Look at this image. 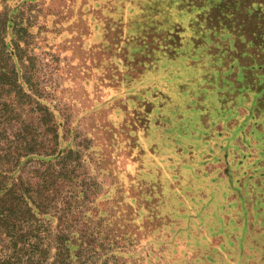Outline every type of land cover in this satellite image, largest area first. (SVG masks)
Returning a JSON list of instances; mask_svg holds the SVG:
<instances>
[{
    "label": "rangeland",
    "instance_id": "rangeland-1",
    "mask_svg": "<svg viewBox=\"0 0 264 264\" xmlns=\"http://www.w3.org/2000/svg\"><path fill=\"white\" fill-rule=\"evenodd\" d=\"M8 4L35 97H9L0 147L28 124L63 152L33 263L264 264L263 101L235 111L264 83V0Z\"/></svg>",
    "mask_w": 264,
    "mask_h": 264
},
{
    "label": "trees",
    "instance_id": "trees-1",
    "mask_svg": "<svg viewBox=\"0 0 264 264\" xmlns=\"http://www.w3.org/2000/svg\"><path fill=\"white\" fill-rule=\"evenodd\" d=\"M8 1L0 2V138L5 137L4 123L13 118V100L29 103L35 97L25 92L30 86L28 24L19 15L21 4L13 6ZM12 95L13 100L9 98ZM44 115L47 122L49 115ZM14 136L0 147V264H23L24 260L34 264L32 256L41 252V239L30 222L38 221L39 212L50 205L48 194L54 193L57 179L51 161L62 160L63 152L37 143L36 136L28 133V124ZM32 155H40L38 159L47 165L45 171L39 168L26 175L23 169ZM30 238L34 241L30 242ZM56 257L58 261L62 259L60 252Z\"/></svg>",
    "mask_w": 264,
    "mask_h": 264
},
{
    "label": "crops",
    "instance_id": "crops-1",
    "mask_svg": "<svg viewBox=\"0 0 264 264\" xmlns=\"http://www.w3.org/2000/svg\"><path fill=\"white\" fill-rule=\"evenodd\" d=\"M263 80H264V77H263ZM244 98L241 97V99L239 100V102L236 104V107H235V111L238 109V108H241L244 104H247L246 108H245V111L244 113L242 114L244 116V119L242 117V121H241V124L247 122L249 119L248 118H252V115L254 114V111L256 109H259L260 108V103L261 101H263V105H264V83L262 84L261 86V91H259L258 93H255L251 100H250V103H247L248 100H243ZM241 103V104H239ZM244 110V109H243ZM235 114V112H234ZM236 116H241L238 113L235 114ZM247 125H245L246 127ZM243 125H240L239 126V129H243ZM252 132H250L251 134Z\"/></svg>",
    "mask_w": 264,
    "mask_h": 264
}]
</instances>
